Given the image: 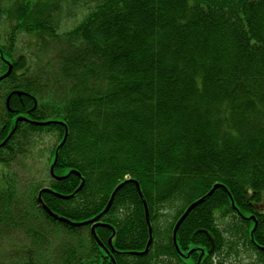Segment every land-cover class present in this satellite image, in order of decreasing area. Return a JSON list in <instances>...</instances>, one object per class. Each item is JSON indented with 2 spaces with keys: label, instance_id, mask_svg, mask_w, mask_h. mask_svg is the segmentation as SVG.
Here are the masks:
<instances>
[{
  "label": "trees",
  "instance_id": "obj_1",
  "mask_svg": "<svg viewBox=\"0 0 264 264\" xmlns=\"http://www.w3.org/2000/svg\"><path fill=\"white\" fill-rule=\"evenodd\" d=\"M61 1L83 17L58 34L49 8ZM13 5L16 25L0 44V75L12 66L0 81V144L14 129L0 147V264H112L81 224L122 183L95 230L112 239L115 264H233L241 249L264 264V0ZM19 30L35 61L8 43ZM12 92L23 94L8 110ZM17 116L49 124L15 127ZM41 135L55 139L46 162L57 153L64 177L49 175L41 200L69 223L39 206L42 187L17 170ZM215 185L176 231L177 252L176 222Z\"/></svg>",
  "mask_w": 264,
  "mask_h": 264
},
{
  "label": "rangeland",
  "instance_id": "obj_2",
  "mask_svg": "<svg viewBox=\"0 0 264 264\" xmlns=\"http://www.w3.org/2000/svg\"><path fill=\"white\" fill-rule=\"evenodd\" d=\"M14 2H15V0L9 1L7 3L5 2L6 11H5V14H3L0 18V44H4L7 42V38H8V35L10 33V30H12L14 28V26L16 25V22L12 17V13H14L13 9H12L14 7V5H13ZM49 12H50L51 19L54 21L55 30L58 34H63V33H66L67 31H69L70 28H72L74 25H76L83 17V12L79 8L68 6L65 3V1H61L58 6L55 4L53 7H50ZM13 42H14V45L17 48L18 52H20V53L26 52V54L27 55L29 54L30 57L32 58V60L35 61V58H36V56L34 55L35 50L26 49L28 47L32 48L31 46L33 44V39L31 37H29L28 35H26L25 33H23L22 31L19 30V31H16L14 33V35L11 37V39L9 40L8 43L12 44ZM34 64H35V62H34ZM32 65H33V63H32ZM0 68H1V66H0ZM41 136H42V140H37V142L38 141H41V142L38 144L36 143L37 145L35 146V149H34L35 151H34L33 155L29 156L27 160L26 159L24 160V164H23L24 168L18 167L17 170H19L20 173L28 170L29 175H30L29 177H31V178L33 177V179L35 181V187L37 185H39L40 187H42V189H44V187L48 186L47 181H48V176L50 175V174H48L50 167L48 168L46 158H47L50 150L53 148V145L55 143V139L52 138L53 137L52 135H41ZM28 165H29V167H31V170L28 168ZM53 173H54V171H53ZM37 196H38V194H37ZM20 203L23 204L22 201ZM39 206H40V204H39ZM86 222H88V221H86ZM65 223H69V222H65ZM93 224L97 225L94 228L95 235H96V231H95L96 228L99 225H102V224H100L99 220L97 222L87 224L88 228L83 230L84 231L83 235L86 237L85 239H87L88 234H89L91 239L95 242V244L101 250V252L104 253L105 255H108L109 259L111 260V263L115 264L114 263V249L111 246L112 239L111 238L108 239L106 245H104L103 243H101V241L97 238V235H96L97 240L103 246V247H100L97 244L96 240L91 236V233H90ZM81 225H83V224H81ZM172 237H173V235H172ZM48 238H50V239L52 238V240H54L55 242L58 241L56 239V235H54V236L48 235ZM142 255H144V254H142ZM250 259H252V253H250L248 250L241 249L240 254L237 256V258L231 257L227 262L232 261L233 264H248V261ZM234 262H236V263H234Z\"/></svg>",
  "mask_w": 264,
  "mask_h": 264
},
{
  "label": "water",
  "instance_id": "obj_3",
  "mask_svg": "<svg viewBox=\"0 0 264 264\" xmlns=\"http://www.w3.org/2000/svg\"><path fill=\"white\" fill-rule=\"evenodd\" d=\"M11 70H12V66H11V64L7 63V70H6V72H5L4 74H2V75L0 76V81H2L3 79L7 78V77L9 76V74L11 73ZM14 94L20 96V95H22L23 93H21V92H12V93H10V94L7 96V98H6V100H5V105H6V108H7L8 110H9V108H8L9 99H10V97H11L12 95H14ZM18 122H25V123H28V124H34V125H36V126H46V125L49 124V123H39V122L31 121V120H29V119H27V118H25V117H22V116H18V117H16V119H15V123H14V126H15V127H16V125H17ZM15 127H14V128H15ZM13 131H14V129L10 132V134L7 136V138H6V139L0 144V147H2V146L8 141V139L10 138V135L13 133ZM65 135H66V134H65ZM64 140H65V136H64L63 141H62V142L60 143V145L58 146V148L61 146V144L64 142ZM56 158H57V153L55 154L54 161H53L52 165H51L50 168H49V174H50V176H51L52 179H54V180H60V179H63L64 177H58V176H55L54 173H53V169H54V164H55V162H56ZM77 175L79 176V174H77ZM129 182L133 183V185H134V187H135V190H136L138 196L141 198L142 195H141V191H140V188H139L138 183L135 182V181H133V180H129ZM123 184H124V183L118 185V186L113 190V192H112V194H111V196H110V199H109V201H108V203H107L105 209H104L99 215H97L96 217H94V218L91 219L90 221L85 222V223H82V224H83V225H87V224H89V223L91 224V223L97 222V221L100 219V217H101L102 215H104V214L108 211V209H109V207H110V205H111V203H112V201H113V198H114L116 192L119 190V188H121V186H122ZM82 185H83V182H82V183L80 184V186L75 190V192L79 191L80 188L82 187ZM216 187H217V185L213 186L212 189H211V190H210V191H209L204 197H202V198L198 199L197 201L191 203V204L187 207V209L184 211V213L181 215V217L178 219V221L176 222V224H175V226H174V229H173V232H172V235H173L172 240H173V244H174V246H175V248H176L177 251H178V248H177V246H176V241H175L176 231L178 230V228L180 227V225H181L182 222L184 221L185 217L189 214V212H190L191 210H193L196 206H198L199 204H201V203L204 201L205 198L210 197V196L213 194V192L215 191ZM223 188H224V187H223ZM46 191H50V190H49V189H42V190L39 191L38 196H37V201H38V203L40 204V206L42 207V209H43V210H44L49 216H51V217L54 218V219H58L59 221H63V222H69L68 220H66V219H64V218H62V217H58L56 214H54L53 212H51V211H50V210H49V209L43 204V202H42V200H41V194H42L43 192H46ZM56 195L59 196V197H61V198H64V199H69V198L72 197V195H70V196H69V195H68V196H63V195H61V194H56ZM142 203H143L144 212H145V219H146V222L148 223V211H147V206H146V204H145L144 201H142ZM96 226H97L96 224H93V225H92V229H91V232H90V233H91V236L96 240L97 244H98L100 247H103L102 244L97 240L96 235H95V233H94V228H95ZM148 231H149V239H148V243H147V245H146L144 251H142V252L139 253V254H141V255H142V254H145V253L147 252L148 247H149V245H150V243H151V229H150V227H149V230H148ZM211 244H212V241H211ZM212 247H213V244H212Z\"/></svg>",
  "mask_w": 264,
  "mask_h": 264
}]
</instances>
